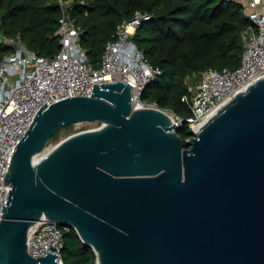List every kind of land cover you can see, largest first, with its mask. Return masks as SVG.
Returning <instances> with one entry per match:
<instances>
[{
	"label": "water",
	"instance_id": "water-1",
	"mask_svg": "<svg viewBox=\"0 0 264 264\" xmlns=\"http://www.w3.org/2000/svg\"><path fill=\"white\" fill-rule=\"evenodd\" d=\"M80 121L102 125L47 149ZM177 128L168 109L133 107L123 79L46 101L6 170L0 264H58L29 251L43 217L74 226L98 264H264V76L187 139Z\"/></svg>",
	"mask_w": 264,
	"mask_h": 264
},
{
	"label": "built area",
	"instance_id": "built-area-1",
	"mask_svg": "<svg viewBox=\"0 0 264 264\" xmlns=\"http://www.w3.org/2000/svg\"><path fill=\"white\" fill-rule=\"evenodd\" d=\"M72 0H59L62 6L61 48L52 56L28 47L20 35L3 36L0 42L14 45L0 63V219L12 186L5 181L12 154L43 104L74 95H92L95 83L123 79L132 87L133 107L156 106L141 95L147 84L162 74L160 65L151 63L134 41L138 27L151 18L148 11L137 10L132 19L118 24L114 38L105 45L101 65L95 66L81 43L82 29L71 17ZM243 4L251 24L242 31L245 49L237 67H208L193 84L186 79L188 92L182 100L191 114L182 117L174 112L177 130L187 123L193 132L240 90L264 76V0H228ZM190 137V136H189ZM64 229L54 220L43 217L32 229L29 251L34 256L58 253L63 264Z\"/></svg>",
	"mask_w": 264,
	"mask_h": 264
},
{
	"label": "trees",
	"instance_id": "trees-1",
	"mask_svg": "<svg viewBox=\"0 0 264 264\" xmlns=\"http://www.w3.org/2000/svg\"><path fill=\"white\" fill-rule=\"evenodd\" d=\"M68 10L81 27V43L97 67L118 24L132 19L137 10L148 11L151 18L138 27L133 39L163 72L147 84L141 98L182 117L191 114L182 100L189 91L187 77L208 67L239 66L245 49L242 31L251 24L243 4L228 0H72ZM61 16L59 0H0V38L20 35L28 47L52 56L61 48L57 33ZM14 49L0 42V63ZM178 132L187 139L193 131L184 123ZM60 225L63 264H98L96 251L77 229Z\"/></svg>",
	"mask_w": 264,
	"mask_h": 264
},
{
	"label": "rangeland",
	"instance_id": "rangeland-1",
	"mask_svg": "<svg viewBox=\"0 0 264 264\" xmlns=\"http://www.w3.org/2000/svg\"><path fill=\"white\" fill-rule=\"evenodd\" d=\"M200 76L197 73H194L190 75L189 80L196 84V82L199 80ZM171 112H174L172 109H168ZM102 125L101 121H80L76 123H72L60 130L59 135L56 138H53L49 141L47 149L53 147L58 142H60L62 139L66 138L67 136L74 134L78 131L82 130H88L92 128H97Z\"/></svg>",
	"mask_w": 264,
	"mask_h": 264
}]
</instances>
